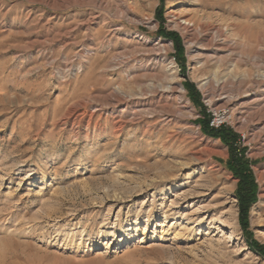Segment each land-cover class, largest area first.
<instances>
[{
	"label": "rangeland",
	"instance_id": "rangeland-1",
	"mask_svg": "<svg viewBox=\"0 0 264 264\" xmlns=\"http://www.w3.org/2000/svg\"><path fill=\"white\" fill-rule=\"evenodd\" d=\"M0 264H264V0H0Z\"/></svg>",
	"mask_w": 264,
	"mask_h": 264
},
{
	"label": "bare ground",
	"instance_id": "bare-ground-1",
	"mask_svg": "<svg viewBox=\"0 0 264 264\" xmlns=\"http://www.w3.org/2000/svg\"><path fill=\"white\" fill-rule=\"evenodd\" d=\"M173 14H174V12H172ZM175 16V15H174ZM173 16V17H174ZM94 18V17H93ZM91 21V20H90ZM186 24H187V28H186V30L187 31H191V22H187L186 21ZM192 27H193V25H192ZM196 31V30H195ZM194 31V32H195ZM162 47H164V46H162ZM158 57V53L157 54H155L154 55V59H156ZM156 62V61H155ZM262 77V76H261ZM170 89V88H169ZM182 89V88H181ZM164 92H171V93H173L171 90H167V91H164ZM124 101V100H123ZM216 102V105H226V106H232V102H231V100H230V98L229 97H227V96H222V97H219L217 100H215L214 101V103ZM213 103V102H212ZM185 193V192H184ZM184 193H183V195H184ZM182 194H180V196H181ZM184 197V196H183ZM170 218V217H169ZM169 219H168V217H167V219H166V221H168ZM173 220H176V219H173ZM196 222V221H195ZM198 223H196V225H195V227H194V229H196V228H198L197 229V231L196 232H199L200 233V231H201V229L203 228V223H200L199 221H197ZM166 223L164 222V224L163 225H165ZM184 225V224H183ZM182 225V226H183ZM164 227V226H163ZM167 227V226H166ZM188 228V227H187ZM181 231H185L186 230V227H182L181 229H180ZM180 232V231H179ZM206 234L208 235V233L206 232ZM177 235H179V233H177ZM228 240V242H230V241H236V240H238V239H236V238H228L227 239Z\"/></svg>",
	"mask_w": 264,
	"mask_h": 264
},
{
	"label": "trees",
	"instance_id": "trees-1",
	"mask_svg": "<svg viewBox=\"0 0 264 264\" xmlns=\"http://www.w3.org/2000/svg\"><path fill=\"white\" fill-rule=\"evenodd\" d=\"M213 131H214V129H213ZM218 132H220V131H217V133ZM223 132V131H222ZM239 176H241V174H239ZM242 177V176H241ZM245 180V179H244ZM243 180V181H244ZM247 180H245V183H244V185H245V189H244V191H243V194H246V195H242V198H244V199H246L247 200V202H245L244 201V204H242V210H241V212H242V215L243 216H247L248 215V213H249V203H250V201H252V199H250V194H249V190H248V187H250V185H251V183H249V182H246ZM247 242L249 243V245L253 248V249H256V251L257 252H260L257 248H255V246H253V244H252V242L250 241V240H247Z\"/></svg>",
	"mask_w": 264,
	"mask_h": 264
},
{
	"label": "built area",
	"instance_id": "built-area-1",
	"mask_svg": "<svg viewBox=\"0 0 264 264\" xmlns=\"http://www.w3.org/2000/svg\"><path fill=\"white\" fill-rule=\"evenodd\" d=\"M226 123L227 122L224 118H221L217 114H213V117L211 118V121H210V126L211 128L218 130L224 127Z\"/></svg>",
	"mask_w": 264,
	"mask_h": 264
}]
</instances>
